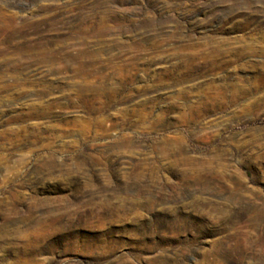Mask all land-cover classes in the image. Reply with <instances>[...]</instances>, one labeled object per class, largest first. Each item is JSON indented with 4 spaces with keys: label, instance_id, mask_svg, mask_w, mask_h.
I'll return each instance as SVG.
<instances>
[{
    "label": "rangeland",
    "instance_id": "obj_1",
    "mask_svg": "<svg viewBox=\"0 0 264 264\" xmlns=\"http://www.w3.org/2000/svg\"><path fill=\"white\" fill-rule=\"evenodd\" d=\"M0 264H264V0H0Z\"/></svg>",
    "mask_w": 264,
    "mask_h": 264
},
{
    "label": "bare ground",
    "instance_id": "obj_2",
    "mask_svg": "<svg viewBox=\"0 0 264 264\" xmlns=\"http://www.w3.org/2000/svg\"><path fill=\"white\" fill-rule=\"evenodd\" d=\"M138 40V39H137ZM140 40V39H139ZM142 42V41H141ZM128 48H130V49H132V51H134V52H136L137 50H139L141 47H140V44L138 43V42H134V44L132 43V44H129L128 45ZM218 51V50H217ZM127 52V51H126ZM141 53V52H140ZM144 53V52H143ZM220 53V52H219ZM137 55V54H136ZM140 57V56H139ZM139 59V58H138ZM137 59V60H138ZM132 60L134 61V60H136V58L134 59V55H133V57L131 58V56L129 57V64L128 63H126L127 64V71H126V74L125 75H123L124 73L123 72H121V70H120V73H121V77H120V79L121 80H123L124 79V76H128L127 78H125V82H124V80L123 81H121V80H119L118 81V83H130V77H131V75L133 74V73H135L134 71L137 69V67L134 65V64H132L133 62H132ZM136 60V61H137ZM138 61H140V60H138ZM138 63H140V62H138ZM124 66V65H123ZM121 68V67H120ZM123 69L125 68V67H122ZM118 72V71H117ZM137 72V71H136ZM123 73V74H122ZM96 74V73H95ZM116 77V76H115ZM155 77V76H154ZM131 78H133V77H131ZM118 79H119V77H118ZM114 80H115V78H114ZM148 81V80H147ZM83 84V83H82ZM37 85V84H36ZM40 86V85H39ZM45 88V87H44ZM104 88V87H103ZM103 88H99L98 86H96V85H91V83H86V84H84V86H81L80 85V87H79V92L80 93H83V91H85V89H90V91H91V95H92V97H93V99L94 100H97V99H101V98H103V97H105V96H107L108 95V97L110 96L109 95V93L110 92H107V91H105ZM89 91V92H90ZM88 92V93H89ZM112 94V93H111ZM208 94V93H207ZM81 94H79V96H80ZM85 96H87V94H84ZM107 97V98H108ZM209 97V96H208ZM81 98V97H80ZM85 100H86V98H85Z\"/></svg>",
    "mask_w": 264,
    "mask_h": 264
}]
</instances>
